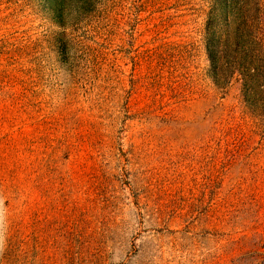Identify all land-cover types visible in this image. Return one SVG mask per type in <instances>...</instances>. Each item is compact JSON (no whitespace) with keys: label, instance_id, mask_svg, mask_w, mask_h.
<instances>
[{"label":"rangeland","instance_id":"obj_1","mask_svg":"<svg viewBox=\"0 0 264 264\" xmlns=\"http://www.w3.org/2000/svg\"><path fill=\"white\" fill-rule=\"evenodd\" d=\"M248 3L0 0V264H264V116L208 55Z\"/></svg>","mask_w":264,"mask_h":264},{"label":"trees","instance_id":"obj_2","mask_svg":"<svg viewBox=\"0 0 264 264\" xmlns=\"http://www.w3.org/2000/svg\"><path fill=\"white\" fill-rule=\"evenodd\" d=\"M241 18H227L208 55L216 85L239 82L244 101L264 116V8L249 0ZM264 6V3H262Z\"/></svg>","mask_w":264,"mask_h":264}]
</instances>
